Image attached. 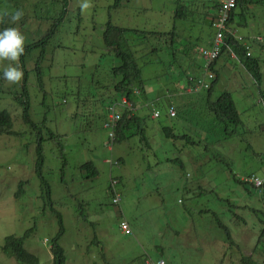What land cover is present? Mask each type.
Listing matches in <instances>:
<instances>
[{
  "label": "rangeland",
  "instance_id": "obj_1",
  "mask_svg": "<svg viewBox=\"0 0 264 264\" xmlns=\"http://www.w3.org/2000/svg\"><path fill=\"white\" fill-rule=\"evenodd\" d=\"M58 1L0 0V10L5 5L8 12H24L18 28L26 41L29 32L38 39L55 20L54 31L42 47L44 57L37 62L38 73L32 63L40 45L24 60L27 121L11 95L5 93L0 99V108L9 111L12 131L0 133V246L5 236L29 230L24 249L38 264H51L49 247L60 223L57 243L64 264H144L148 258L162 259L164 264H237L239 252H251L260 226L257 215L246 206L264 211V205L252 187L237 185L224 170V161L230 159L238 178L249 172L261 174L256 154H264L259 129L263 111L257 89L264 96V0L246 4L240 14L246 23L243 32L262 38L263 48L253 43L250 51L263 79L256 86L234 61L215 68L219 76L212 93L230 92L242 122L238 133L223 141L222 127L201 118L203 108L195 105L194 125L204 131L209 144L199 141L191 147L176 140L170 145L161 127L173 126L175 134H181V128L160 103L155 106L158 117H151V108H146L136 132L128 129L134 134L110 149L103 143L107 131L102 122L113 98L110 67L117 61L102 43V30L108 21L125 28L168 32L173 25V0H90L92 7L86 10L79 6L82 0H66L60 18L53 7ZM174 26L183 43L197 40L200 46L208 39L205 27L182 21ZM178 55L174 61L163 50L148 56L154 61L141 69L145 89L152 83L159 92L163 80L171 85L168 76L180 74L177 65L179 70L185 67V57ZM238 75L242 79L233 85ZM38 142L45 182L34 171ZM214 153L225 158H215ZM86 162L92 165L87 167ZM109 178L116 180L117 205L111 203ZM120 221L128 232L120 228ZM251 257L254 264H264L260 250ZM0 264L18 263L0 249Z\"/></svg>",
  "mask_w": 264,
  "mask_h": 264
},
{
  "label": "trees",
  "instance_id": "obj_2",
  "mask_svg": "<svg viewBox=\"0 0 264 264\" xmlns=\"http://www.w3.org/2000/svg\"><path fill=\"white\" fill-rule=\"evenodd\" d=\"M118 2V0H115ZM173 25L171 26L168 32H155V31H145L139 30L135 28H125L120 26H115L110 24L108 21L105 23V26L101 33L102 43L106 49L112 52L117 63L110 67V74L112 77V82L110 86V90L113 93L112 101L119 100L120 96H124L126 100L130 103V106H134L136 99L139 96H144L145 98V87L144 79L141 76V69L146 64L153 62L154 60L149 59L148 56L151 54L163 50L165 54L169 55L170 58L174 61L175 53H179L178 56L189 58L190 55H196L197 48V40L195 42H184L183 38L179 37L177 29L174 26L175 21L182 22H190L191 24H197L202 29V27L207 28V36L209 37V28H208V16L217 6V0H173ZM236 5L235 8L231 12V17L237 15L236 17L240 18L238 20L237 25L245 23L240 14H242L243 6L248 3L257 2V0H235ZM60 9L57 11V16L60 18L62 14H64L65 10V0H62ZM262 3V2H260ZM7 6L4 5V8L0 10V12L7 11ZM239 10L241 13L238 14L236 10ZM56 14V13H55ZM58 20L57 18H55ZM233 18H231L232 20ZM24 21V18L17 24H0V30L4 27H19L21 23ZM55 24V20L53 22V26ZM46 30L45 34H42L38 39L32 35V32H29V41H26L25 44V52L20 60V65L24 71V79L20 85L8 87L6 82L2 79V67L0 65V99L3 98L5 93L12 96L14 102H16L21 108L22 119L27 121V92L25 87L23 86L24 80L26 79V71L24 69V60L33 50L38 48L40 45V51L38 55L35 56L32 63V68L34 67L36 72L38 73V63L44 57L43 46L45 44L46 39L52 35L54 31V27ZM238 27V26H237ZM20 28V27H19ZM48 29V28H47ZM199 39V37H198ZM156 40L155 42H153ZM227 44L231 47V50L234 52L236 56V63L240 64L246 72L249 74L250 78L253 79V82L256 86L259 84V81L262 80V73L259 69V64L252 56H245L243 48L233 39H226ZM156 44V46H154ZM148 49V50H147ZM147 50V51H145ZM145 51V52H144ZM29 58V57H28ZM160 59V58H159ZM35 66H34V62ZM157 62H161V60H156ZM177 61V60H175ZM7 62H4L6 64ZM172 62H169L167 65L166 73L169 74L170 71L168 68H171ZM188 66V65H187ZM186 66V67H187ZM176 70L180 72L178 76H187L186 68H181L179 70V65L176 66ZM156 79V77H153ZM215 79L211 82L210 86L204 92V101L202 102L201 107L203 115L201 118L204 120L211 119V121L215 125H220L223 131L222 140L226 141V136L232 137L236 133H238L239 127L242 126V122L239 116V113L234 105V101L229 91L223 90L217 95L210 98L211 91L213 88V84ZM12 89L14 91H12ZM137 92H134V90ZM9 90V91H5ZM10 92V93H9ZM258 101L260 102L261 109L263 111V121L259 124V129L263 132L264 125V96L262 90H258ZM112 103L109 101L107 103V107ZM157 104V103H156ZM106 107V113L108 109ZM121 111V116L116 124L115 129V143H119L121 141H126L131 137L134 132H127L128 129L133 128V130L138 129V126L142 122L139 120L138 115L132 113V109H127L126 107H119ZM187 114V122L184 124L183 121L179 120L176 122L181 128V134H175L172 131V128H167V126L163 127L165 135H168L172 141L181 140V145H189L195 146L199 141L204 142V146L206 143L209 144L208 138L204 135V131L198 129L193 124L190 125L192 117L189 112ZM182 115H185L182 113ZM189 120V121H188ZM11 126V117L9 115V111L6 110L5 107L0 108V133H12L10 130ZM103 127V126H102ZM141 127V126H140ZM183 128V130H182ZM191 132V134H189ZM127 133V135H125ZM220 142V140H216ZM215 141V142H216ZM35 152H36V160L34 171L38 176L39 180L42 182L43 177L41 176V167H42V156L41 149L39 147L40 142L37 143ZM146 144V143H145ZM147 146V144H146ZM206 149V148H205ZM180 151H182L180 149ZM253 153V152H252ZM254 154V153H253ZM181 155V153H180ZM215 158H225L219 154L214 153L212 155ZM257 158H260V162L262 163V170L260 175H256L258 177H262L264 170V154L262 157L256 154ZM176 158H179L177 156ZM193 158V156H192ZM227 159V158H226ZM113 164H117V161H113ZM226 168L225 171L228 172V175L232 176L236 181L237 185L245 187V185H249L255 190L256 195H259L258 202H262L264 205V179L259 186H255L253 182L248 180L249 176L252 174L251 172L247 173L243 179L238 178L232 171L233 169L230 167L231 161L230 159L224 161ZM87 167H90L91 162L84 163ZM94 172L93 169L90 171ZM45 182V181H43ZM109 187V186H108ZM110 191V187H109ZM262 198V199H261ZM262 200V201H261ZM231 205V204H228ZM233 207H239V205L232 204ZM246 206V205H244ZM243 207V206H240ZM248 207L251 212L257 215L258 222L260 223L259 229L256 234L255 243L253 248L249 254H245L239 252L238 263L237 264H254V260L251 257V254L256 250H260L264 253V211L262 209H256L254 207ZM245 207V208H246ZM59 220V216L56 215ZM237 217V216H235ZM218 222V221H217ZM219 227L225 228L220 222L217 223ZM225 238L227 242H230L229 235L227 229H225ZM29 230L25 231L22 235H7L4 237L3 243L0 246V249L5 254L14 257L15 261L18 264H38V260L34 257V255L27 252L23 247V240L28 236ZM61 233V224L59 223V231L57 236L53 239L52 244L49 247V252L51 254V264H64V255L62 248L58 245L57 239L58 235ZM231 244V243H230Z\"/></svg>",
  "mask_w": 264,
  "mask_h": 264
},
{
  "label": "clouds",
  "instance_id": "obj_3",
  "mask_svg": "<svg viewBox=\"0 0 264 264\" xmlns=\"http://www.w3.org/2000/svg\"><path fill=\"white\" fill-rule=\"evenodd\" d=\"M61 1L62 0H59L57 2V7H55L53 5V7L55 8L56 11H58L60 9V6H61L60 2ZM220 1L221 0H217L218 4H217L216 8L212 11V15L210 14L208 16V21H209L208 28H209L210 36L208 37V39L206 38L207 40L204 44L197 46V48H196V54L200 58V61H201L200 65H199V72H197V73L189 72L188 73V71H191V70H188L190 66L185 67L186 72H187V76H182V77H183L184 82L187 85V90H189V92L206 90L210 86L211 82L214 79H215L214 84L216 83L218 76H219V72L217 75V71L213 65H214L215 60H217L221 55L226 54L229 57V59L233 58V60H231V61H234V62L236 61V56H235L234 52L231 50V47L229 46V44H227L226 39L231 38V39L235 40L243 48L245 56H251V51H250L251 44L261 43V41H262V38L259 36H247L245 34L242 35L239 33L240 31L238 29L239 26L237 25V20L235 21L236 24L234 23V18L237 15L232 16V17L230 16L232 10L235 8V5H236V2L234 0L233 7L228 11V17H227L226 25L235 31V36H231L228 33H224L223 38H222V44H221L220 49L217 52L216 56L212 60H210L209 62L204 61V59L200 55V49L208 48L210 43H211L213 33H214V27L212 26V20L214 19V17L217 14V11H218L219 6H220ZM65 2H66V0H65ZM79 6L82 10H86V9H89L90 7H92V4H91L90 0H82V3H80ZM237 14H238V12H237ZM23 17H24V12L22 10H19V9L15 10L14 12L3 11V12H0V24H6L7 23V24H11V25H17L23 19ZM231 18H233V19L231 20ZM236 18L238 19V17H236ZM237 37H239V39H237ZM25 42H26V37L20 31V29L18 27L10 26V27H4L2 30H0V65H3V67H2V79L6 82V84L9 87L20 85L23 82L24 71L20 65V60H21V57L23 56V54L25 52V46H26ZM198 45H199V43H198ZM4 62H7V64L5 65ZM194 68L197 70V68L195 66H194ZM198 80L201 81V83H198L197 82ZM214 84H213V86H214ZM134 92L138 93V91L136 89L134 90ZM121 98H125V97L120 96L119 100H115V101L110 100L112 103L109 104V106L112 104H114L116 106V109L119 111L120 116H121V111L118 108L123 107V106L118 105V103H119ZM109 106L107 107V109L109 108ZM133 108H134V106H130V103H129V107L127 109H133ZM170 108H172V107H169L167 109V113H168V110ZM153 110L158 111L157 108H154L153 106H151V117H153L152 116ZM106 115H107V113H106ZM106 115H105V119H106ZM158 115H159V111H158ZM158 115L156 117H158ZM173 115H175L174 109H173V114L170 116H173ZM156 117H153V118H156ZM104 120H103V122H104ZM103 122H102V124H103ZM116 124H117V122H116ZM103 128L107 131V129L104 126H103ZM115 129H116V125H115ZM115 129H114L113 142H112L110 147H107L109 149L115 143ZM105 139H106V136H105ZM105 139H104V141H105ZM104 141H103V143H104ZM110 163H113V162L109 161V164ZM110 179H113V178H109V180Z\"/></svg>",
  "mask_w": 264,
  "mask_h": 264
},
{
  "label": "crops",
  "instance_id": "obj_4",
  "mask_svg": "<svg viewBox=\"0 0 264 264\" xmlns=\"http://www.w3.org/2000/svg\"><path fill=\"white\" fill-rule=\"evenodd\" d=\"M238 19H237V23H238ZM238 26L241 29V31L239 30L240 34H242V35L245 34L247 36H258L257 34L248 35V34L243 32L242 29L246 26V23H243L242 25L239 24ZM257 44H259L260 48H263L261 43H257ZM185 59H186L185 64H184L185 67L188 65V66H190L188 70H191V71H188V73L189 72H194V73L199 72V65H200L201 61H200V58L197 56V54L194 56L190 55L189 59H187V58H185ZM230 61L231 60L229 59V57L227 55L225 56V54H223L217 60H215L213 66H214V68H216V66L222 64L223 62L229 63ZM194 66L197 68V70L194 68ZM239 67L241 69L239 71H242L244 69L240 64H239ZM262 76H263V73H262ZM167 79L171 83V85L168 84L167 82H164V80H163V82L158 87L160 89L159 92L156 90L155 87H153V84L150 83L149 88L145 89V93H146L145 98H144V96L138 95L136 102H135V105H134V108L132 109V113H135L136 115H138L139 120H141V118H143L142 117V115H143L142 111L143 110H145L148 107L151 108V106H153L155 108L156 105H159L160 103H164L165 114L167 115V117H169V118L175 117L177 119V121L179 119V120L183 121V123L185 124L187 122V119H188L186 113L189 112V114L192 115V117H193L192 111L194 109V106L195 105H202V102L204 101L205 90H200V91H196V92H189V90H187V85L184 82L183 77H181V76H170L169 75ZM241 79L242 78L240 75L234 77L232 84L233 85L239 84ZM157 85H158V82H157ZM157 85H156V87H157ZM259 91H261V90L259 89ZM220 92H218V93H220ZM257 93H258V89H257ZM213 96H215V95L211 91L210 98H212ZM244 96H246V95H244ZM194 99H197V102L191 104V101H193ZM183 101H189V102L184 104ZM169 107H172L175 110V115L170 116L167 113L166 109H168ZM138 110L141 112L140 114H138ZM182 113L185 115H182ZM150 114H151V112H150ZM191 124H193V120H191L190 125ZM163 127H165V126H163ZM163 127H161V130H164ZM169 127L172 128L173 132L175 131L173 126H167L168 129H170ZM159 130H160V127H158V131ZM164 137L166 138V140H169V142L171 141L170 145H172V140L170 139V137L168 135H165ZM166 140H164V142ZM174 141L176 142V140H174ZM121 142H124V141H121ZM178 142H179V140H178ZM168 145H169V143H168ZM173 146H174V144H173Z\"/></svg>",
  "mask_w": 264,
  "mask_h": 264
},
{
  "label": "built area",
  "instance_id": "obj_5",
  "mask_svg": "<svg viewBox=\"0 0 264 264\" xmlns=\"http://www.w3.org/2000/svg\"><path fill=\"white\" fill-rule=\"evenodd\" d=\"M233 5H234V0H221L220 1V6L217 11V14L212 20V26L214 27V33H213L211 43L208 48L200 49V55L206 62H209L216 56L222 44V38H223L224 33H228L231 36H235V31L226 25L228 11L233 7ZM237 39H239V37H237ZM197 82L201 83V81L199 80ZM118 105L126 107V108L129 107V103L127 102L125 98H121ZM168 113L172 115L173 109L170 108L168 110ZM157 115H158V111L153 110L152 116L156 117ZM119 117H120V114H119V111L116 109V106L114 104L110 105L108 108L106 119L104 120L102 124L107 129L106 139L104 141V145L106 147H110L113 142L114 129H115V125ZM263 130H264V125H263ZM263 179H264V170H263V175L261 178L256 176L255 174H251L248 178V180L250 182H253L255 186H259L261 182L263 181ZM115 183H116L115 179H110L108 185L110 187L111 203L114 205H117L119 203L120 198L117 192H115L113 188ZM119 226L124 232H128V228L125 222L120 221ZM144 264H164V261L162 259H157L156 261L153 262L148 258L144 260Z\"/></svg>",
  "mask_w": 264,
  "mask_h": 264
}]
</instances>
